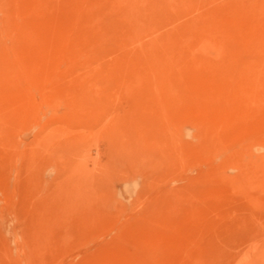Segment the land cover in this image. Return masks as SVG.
I'll return each instance as SVG.
<instances>
[{
    "label": "rangeland",
    "instance_id": "rangeland-1",
    "mask_svg": "<svg viewBox=\"0 0 264 264\" xmlns=\"http://www.w3.org/2000/svg\"><path fill=\"white\" fill-rule=\"evenodd\" d=\"M0 264H264V0H0Z\"/></svg>",
    "mask_w": 264,
    "mask_h": 264
}]
</instances>
